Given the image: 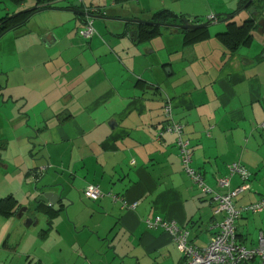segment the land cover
I'll list each match as a JSON object with an SVG mask.
<instances>
[{
    "label": "crops",
    "instance_id": "crops-1",
    "mask_svg": "<svg viewBox=\"0 0 264 264\" xmlns=\"http://www.w3.org/2000/svg\"><path fill=\"white\" fill-rule=\"evenodd\" d=\"M191 1L55 0L51 7L60 9L25 22L43 13L45 26L24 23L0 37V66L12 60L0 74L14 114L8 122L0 114V264H183L172 236L147 226L156 216L184 227L193 245L208 243L223 213L185 174L175 136L157 137L162 90L204 182L221 193L243 187L236 207L264 195V32L231 49L218 36L226 25L215 11L208 15L215 30L160 26L144 34L148 24L130 21H149L161 9L192 18L181 6ZM84 5L101 9L87 40L79 33ZM197 14L194 23L204 22ZM7 148L10 155L1 153ZM234 162L247 178L229 174ZM30 184L61 191V199L51 209L35 203ZM88 184L103 195L87 199ZM235 230L239 243L256 246L264 210L242 213Z\"/></svg>",
    "mask_w": 264,
    "mask_h": 264
},
{
    "label": "built area",
    "instance_id": "built-area-1",
    "mask_svg": "<svg viewBox=\"0 0 264 264\" xmlns=\"http://www.w3.org/2000/svg\"><path fill=\"white\" fill-rule=\"evenodd\" d=\"M94 11H96V7ZM84 13L86 19L79 33L87 40L96 34V31L93 27V19L90 16L93 14L86 10H84ZM212 18L213 16H210V19ZM162 93L164 121L157 137L165 133L175 136V144L185 174L202 193L209 195L210 199L215 202L214 213L222 212L223 215L208 243L203 247L190 243L187 239L188 231L184 227L178 226L173 220L156 216L153 220H145L147 226H160L172 236L173 241L182 254L183 264H252L253 261H256L257 264H264V237L260 236L256 246L246 248L237 241L235 230V220L242 213H258L264 210V195H261L260 199L256 202L236 207L234 198L242 191L243 187L222 193L209 187L204 182L203 175L191 165L192 152L190 141L184 136V126L173 118L171 99L166 92L162 91ZM261 127H264V122H262ZM44 169L41 168L39 171L42 172ZM228 169L230 175L237 173L242 178H247L249 175V172L236 162L228 165ZM228 182L229 179L225 177L220 180V186H226ZM83 194L87 199L95 201L103 195V192L97 185L88 184L83 189ZM123 204L124 207L133 208L135 206V202L128 204L123 201Z\"/></svg>",
    "mask_w": 264,
    "mask_h": 264
},
{
    "label": "trees",
    "instance_id": "trees-1",
    "mask_svg": "<svg viewBox=\"0 0 264 264\" xmlns=\"http://www.w3.org/2000/svg\"><path fill=\"white\" fill-rule=\"evenodd\" d=\"M55 0H0V10L6 9L0 15V35H2L8 29L24 22L27 17L35 10L51 7ZM137 0H112L115 5H124ZM7 5H11L13 8L8 9ZM5 6V7H2ZM96 11L101 13V9L96 7ZM182 15H176L175 13L162 9L152 14L150 21L154 24L141 25L140 30L142 33H155L157 28L160 27L158 23H168L169 20L175 18H182ZM170 22V21H169ZM156 23V24H155ZM251 22L247 21L241 27L229 25V30L223 33H219L220 40L231 49H234L240 44H246L251 40ZM19 27V26H18ZM181 31V30H180ZM196 31V30H192ZM187 33L186 31H183ZM6 200V199H5Z\"/></svg>",
    "mask_w": 264,
    "mask_h": 264
},
{
    "label": "rangeland",
    "instance_id": "rangeland-1",
    "mask_svg": "<svg viewBox=\"0 0 264 264\" xmlns=\"http://www.w3.org/2000/svg\"><path fill=\"white\" fill-rule=\"evenodd\" d=\"M87 1H91V0H87ZM105 1H107V3L108 4H110V2H111V0H102V2H105ZM163 1L165 2V3H170V1H173V2H175V0H140V4L141 5H146V4H149L151 7L152 6H154L155 4H160V5H162L163 4ZM178 1H183V0H177V4H174L175 5V7L177 6V5H179L178 4ZM96 2H98L99 3V0H96ZM180 3H182V2H180ZM235 3H236V0H192L191 2H188V3H182L181 4V6L183 5L184 7H185V9L186 10H183V11H185V12H187V10H191V12H187V13H191V17H198V16H196V15H198L197 13H200V16L201 17H199L200 19H203V20H205V21H207L208 20V15L209 14H211L212 12H214L215 11V13L217 14V15H224L225 13H227V11H226V9L225 8H228V9H230L231 11L233 10V8H234V6H235ZM172 5V4H171ZM2 7H5V6H2ZM183 7V8H184ZM7 8L8 9H11V8H13L11 5H7ZM220 9H223L224 10V12H217V11H219ZM6 10V9H5ZM4 9H2V10H0V15L5 11ZM162 10V9H161ZM169 10H171V9H169ZM244 12H247L246 10H244L243 12H241L242 14H245ZM237 14V15H235L234 16V20L235 19H238V20H241L242 21V14ZM43 13H39V14H36V15H34L32 18H31V20L29 21V22H27V23H25L24 24V26L25 27H28V26H31L33 23H35V22H38V23H41L39 26H45V21H44V17H45V15H42ZM41 17H42V19H41ZM241 18V19H240ZM94 21V20H93ZM204 21V22H205ZM216 24H218V23H216ZM217 26H220V25H217ZM222 26V25H221ZM93 27H94V29H95V31H97L96 30V28H95V26L93 25ZM215 24H210V26H209V28L212 30V29H214L215 30ZM7 33H9V32H7ZM7 33H5L4 35H3V37L7 34ZM98 33V32H97ZM94 35H96V34H94ZM10 36V34H8L7 35V37H9ZM100 36V35H99ZM2 44V45H1ZM5 45V43H0V47H2V46H4ZM2 55H3V50L0 48V61H1V57H2ZM10 64H12V60L11 61H9L7 64H4L3 66H0V73L2 72V70L3 71H5V73L6 74H4V76H7V74L9 73V71H10V69H11V65ZM3 73V72H2ZM5 79H6V77H5ZM2 80H4V77H3V75H1L0 74V114H1V116L5 119V121L6 122H8V120L10 119V118H12L13 116H14V114L12 113V107H13V105H12V103L11 102H13V101H11L10 100V102H8L9 100H8V92L7 91H4V88H3V81ZM2 92H4V94H5V103L4 104H2V102H4L3 101V98H2V96H1V94H2ZM9 128V126H8V123H7V129ZM5 129H6V126H5ZM4 129V130H5ZM9 130V129H8ZM10 133V131H5L4 132V136L5 137H7L8 136V134ZM5 142H7V141H5ZM31 146V145H30ZM0 150H2V149H0ZM1 153H3V154H5V155H10L11 154V152H10V148H7L5 151H3V152H1ZM1 165V164H0ZM30 186V189H31V187H32V185L30 184L29 185ZM25 207V206H24Z\"/></svg>",
    "mask_w": 264,
    "mask_h": 264
},
{
    "label": "flooded vegetation",
    "instance_id": "flooded-vegetation-1",
    "mask_svg": "<svg viewBox=\"0 0 264 264\" xmlns=\"http://www.w3.org/2000/svg\"><path fill=\"white\" fill-rule=\"evenodd\" d=\"M81 2V0H80ZM96 6H83L82 9L91 12L92 14H100L99 12L94 11ZM91 9V10H90ZM244 10H246L247 12H244L245 14H242L241 12H243ZM242 14V21L235 19L234 20V16L237 14ZM234 14V15H233ZM178 15V14H176ZM224 15H233V17H231L229 20L225 21V31L229 30V25H234V26H238L241 27L245 24V22L249 21L251 22L253 28H251V38H252V32L254 30H256L255 32L260 34V32H264V0H236L235 6L233 8V10L225 13ZM183 16V15H182ZM213 16V15H210ZM210 16L208 17V20H215L216 18L213 16L212 19H210ZM184 17V16H183ZM182 17V18H183ZM224 16H222L223 19ZM187 18V17H185ZM197 17H192V18H187L191 23L193 24H197L194 23ZM241 19V18H240ZM150 21V20H149ZM168 23H174V24H179L181 23V19L180 18H175L172 21H168ZM202 23V22H201ZM169 27V26H168ZM171 28H175V27H171ZM178 29L179 31H185L188 29H180V28H175ZM192 31V30H190Z\"/></svg>",
    "mask_w": 264,
    "mask_h": 264
},
{
    "label": "water",
    "instance_id": "water-1",
    "mask_svg": "<svg viewBox=\"0 0 264 264\" xmlns=\"http://www.w3.org/2000/svg\"><path fill=\"white\" fill-rule=\"evenodd\" d=\"M79 3L80 2H74L73 5L74 6H78ZM48 9H60V8L44 7V8L37 9V10L33 11L27 17V19L24 22H22L20 24H17L16 26L8 29L2 35H0V37H2L8 31H10V30H12V29H14V28H16V27L24 24L29 19V17L31 15H33L34 13H37V12H40V11H43V10H48ZM72 11H75V10H72ZM233 15H224L223 19H220V21L221 22H225V21L229 20L231 17H233ZM90 16L92 17V19L94 18V15H90ZM217 16L219 17L220 15H217ZM130 21H134V22H137V23H144V24H148V23L149 24H154V22H151V21H142V20H139V19H132ZM158 24L160 26H167V27L169 26V27H175V28H180V29L196 30V29H199V28L207 27L210 24V21H206V22H202V23H198V24H193L187 18L183 17V18H181V23H179V24H174V23H158ZM36 172H38V171H36ZM36 172H33V174L36 173ZM45 187H50L51 188L52 185H46ZM44 189H47V188H44V187L37 188L36 185H34V186L31 187L30 191H31V193H38L37 198L34 199L35 203H39L40 201H42L44 204H47L48 205V208L49 209H51V208H53V204H55L58 200L61 199V196H60L61 191L60 192L43 191ZM25 210H26V207L20 209L18 216L21 217ZM24 221H26L25 223L28 224V223L31 222V218L26 217Z\"/></svg>",
    "mask_w": 264,
    "mask_h": 264
}]
</instances>
